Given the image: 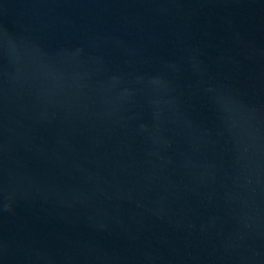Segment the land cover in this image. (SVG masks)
Here are the masks:
<instances>
[{
    "label": "water",
    "instance_id": "1",
    "mask_svg": "<svg viewBox=\"0 0 264 264\" xmlns=\"http://www.w3.org/2000/svg\"><path fill=\"white\" fill-rule=\"evenodd\" d=\"M0 264H264V0H0Z\"/></svg>",
    "mask_w": 264,
    "mask_h": 264
}]
</instances>
